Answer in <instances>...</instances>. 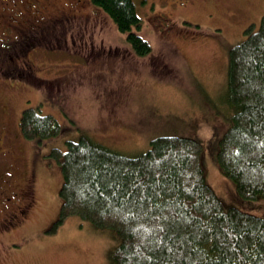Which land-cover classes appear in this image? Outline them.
I'll return each mask as SVG.
<instances>
[{
  "label": "rangeland",
  "instance_id": "rangeland-1",
  "mask_svg": "<svg viewBox=\"0 0 264 264\" xmlns=\"http://www.w3.org/2000/svg\"><path fill=\"white\" fill-rule=\"evenodd\" d=\"M42 1L56 10L44 11L32 36L41 53L37 60L46 67L36 86L20 80L27 89L9 92L6 80L0 81V96L9 98L2 102L13 106L14 118L38 108L56 119L60 132L40 143L21 139L19 180L24 175L37 215L27 231L5 232L0 264H113L118 239L110 231L68 217L48 232L61 205V173L50 153L83 137L128 157L146 151L157 137L197 140L205 182L223 207L264 218V199L241 198L215 161L231 114L228 51L244 40L247 26H258L264 0H134L143 20L139 34L152 48L143 58L88 0ZM53 15L62 17L49 22ZM1 61L15 70L10 58Z\"/></svg>",
  "mask_w": 264,
  "mask_h": 264
},
{
  "label": "trees",
  "instance_id": "trees-1",
  "mask_svg": "<svg viewBox=\"0 0 264 264\" xmlns=\"http://www.w3.org/2000/svg\"><path fill=\"white\" fill-rule=\"evenodd\" d=\"M88 1L125 36L135 56L152 52L139 34L143 20L134 0ZM243 35L228 51L231 114L215 161L241 198L255 200L264 199V15ZM17 118L25 139L40 143L60 132L56 119L38 108H25ZM202 150V143L180 136L157 137L135 157L84 137L69 141L64 152L53 148L61 205L48 232L68 217L110 231L118 239L113 264H264V218L223 207L205 182Z\"/></svg>",
  "mask_w": 264,
  "mask_h": 264
},
{
  "label": "flooded vegetation",
  "instance_id": "flooded-vegetation-1",
  "mask_svg": "<svg viewBox=\"0 0 264 264\" xmlns=\"http://www.w3.org/2000/svg\"><path fill=\"white\" fill-rule=\"evenodd\" d=\"M52 7L42 0H0V58H10V67L15 66L14 71L7 70L4 62H0V81L6 80L4 82L9 87L6 91L24 89L20 80L37 85L39 71L46 66L37 60L41 53L35 44L37 39L32 36L38 27L35 24L37 19L42 22L46 12H56ZM147 9L153 11V4L150 3ZM59 17L62 16L53 15L49 22ZM25 27L29 29L24 30ZM5 96L4 93L0 96V259H3L1 245L5 232L11 235L27 231L37 215L24 175L19 180L22 172L19 166L22 137L18 132V118L13 117V108L8 109L9 105L2 102V98L9 101Z\"/></svg>",
  "mask_w": 264,
  "mask_h": 264
}]
</instances>
